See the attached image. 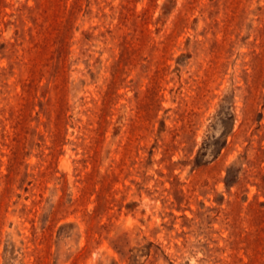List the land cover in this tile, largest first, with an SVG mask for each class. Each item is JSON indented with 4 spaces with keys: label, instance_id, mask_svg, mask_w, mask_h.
I'll list each match as a JSON object with an SVG mask.
<instances>
[{
    "label": "rangeland",
    "instance_id": "obj_1",
    "mask_svg": "<svg viewBox=\"0 0 264 264\" xmlns=\"http://www.w3.org/2000/svg\"><path fill=\"white\" fill-rule=\"evenodd\" d=\"M0 264H264V0H0Z\"/></svg>",
    "mask_w": 264,
    "mask_h": 264
}]
</instances>
